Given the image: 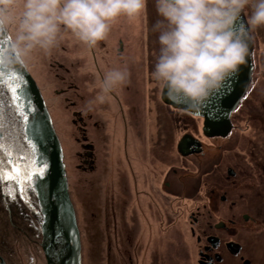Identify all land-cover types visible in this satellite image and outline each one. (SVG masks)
I'll list each match as a JSON object with an SVG mask.
<instances>
[{
    "label": "rangeland",
    "instance_id": "obj_1",
    "mask_svg": "<svg viewBox=\"0 0 264 264\" xmlns=\"http://www.w3.org/2000/svg\"><path fill=\"white\" fill-rule=\"evenodd\" d=\"M243 14L252 40L254 76L246 94L247 101L233 115V132L231 136L223 139L224 141L209 139L205 143L201 133L202 118L163 103L162 89L151 79L159 49L158 34L152 31V26L159 19L155 0H145L143 12L135 19L120 17L113 24L107 38L100 41L96 47L86 48L70 37V34H65L64 39L51 51V54L39 55L29 67L28 71L39 87L64 152L80 219L77 221V226L81 242V264H151L152 260L156 259L160 262L154 261L153 264H198L200 246L195 238L200 233L192 222L194 213L197 219L196 224L207 227V223H210L211 233L222 237L223 240L241 239L239 242L247 252L244 254L249 256L254 264H264V225H260L259 231L262 230V232L259 233V231L256 232L257 228L254 229L252 223L248 222L256 216V213H260V221H264V26L254 28L249 24L250 8H246ZM118 51L121 55H118ZM140 59L142 64L139 62ZM121 61L123 63H120ZM144 64L148 67L146 73H143ZM62 66H66L68 71ZM139 66L142 74H139ZM125 67L129 73L128 82L122 86L124 88L121 90L119 88L117 93L120 99L127 98L129 105L136 106L137 118L141 121L144 131L153 130L154 132L159 129L160 132L163 129L167 132L169 129L174 134V140L181 139L188 131L202 142L206 156L209 157L208 165L212 170L210 177L213 191L212 206L210 203L175 200L169 207L168 202L163 199L165 214L160 223L151 218L147 211L148 217H143L142 197H139L136 203H132V200L116 196L117 192L115 193L112 182L110 183L114 191H110V195L105 194L98 186L101 191H99V197H92L93 175L88 173L86 179L92 182L82 188L81 181L84 175L77 169L76 158L79 148L76 141L77 126L72 123L71 113L78 104L85 106L84 101L95 95V92H89L88 85L93 83L97 76H101L111 68ZM81 69L86 71L82 72ZM64 81L70 84L69 89ZM127 85L130 89L124 94ZM64 87L67 90H63ZM66 98L70 99L66 100ZM71 102L74 103V107H71ZM113 105V99H111L99 107L95 106L90 112L96 109L95 115L100 121L106 122L113 118L110 116L113 113ZM171 108L173 110H170ZM156 117H158V125H155ZM178 117L179 126L176 127L175 122ZM161 122L168 128L161 127ZM130 131L132 136L135 131L131 127ZM135 144L139 145V141ZM118 157L115 153L112 163L115 169L119 167ZM182 161L178 166L181 164L179 168L184 167L186 170L177 169L180 174L179 180L184 181L180 183H184L189 188L187 181L190 185L191 181H197L191 173V171L195 173L196 163ZM137 163L141 167L138 159ZM157 165L163 172L167 169L163 160ZM227 169H232L235 174L228 176ZM105 180L108 182L106 175ZM223 196L226 197V202L221 203L219 198ZM118 198L120 200H117ZM115 202L119 203L120 208L115 206ZM214 203L219 208H216ZM203 205L209 207L210 213L201 211ZM113 207L116 218L108 214L110 210L114 214ZM197 207H200V211ZM197 211L200 214H196ZM91 212L94 213L93 217L97 221L92 219ZM131 214L143 225L138 231L134 249L139 253L136 259L127 253L128 244L125 237L118 235L123 231L120 229V225L124 226L123 218L127 219ZM244 215L249 219L248 221L243 220ZM233 220L236 222L235 225L231 223ZM145 222L152 227L151 231L144 228ZM221 222L228 228L235 227L238 234L235 232L234 236H230L226 231H218L220 229L215 227ZM96 223L97 231H94ZM191 226L196 229L197 235L194 237L191 236ZM243 226L244 228H241ZM34 237L38 239L35 240ZM41 237L42 233L2 246L0 256L4 255L9 264H33V261L34 264H46L43 249L38 246ZM95 240H98V248L91 244ZM147 241L149 243L144 250V244ZM58 243L55 239V249ZM219 252L222 251L219 250ZM51 254L54 256L53 250ZM230 259L231 262L240 264L237 258Z\"/></svg>",
    "mask_w": 264,
    "mask_h": 264
},
{
    "label": "clouds",
    "instance_id": "obj_2",
    "mask_svg": "<svg viewBox=\"0 0 264 264\" xmlns=\"http://www.w3.org/2000/svg\"><path fill=\"white\" fill-rule=\"evenodd\" d=\"M144 8L145 0H0V38L7 39L0 74L25 72L39 55L51 54L65 34L94 48L120 17L135 19ZM155 8L159 19L152 31L159 49L151 79L169 99L187 100L193 109L245 62L248 33L236 28L241 12L250 8L249 24L264 26V0H155ZM128 78L126 67L97 76L88 85L95 95L85 101L86 109L111 101ZM42 242L43 233L40 248Z\"/></svg>",
    "mask_w": 264,
    "mask_h": 264
},
{
    "label": "flooded vegetation",
    "instance_id": "obj_3",
    "mask_svg": "<svg viewBox=\"0 0 264 264\" xmlns=\"http://www.w3.org/2000/svg\"><path fill=\"white\" fill-rule=\"evenodd\" d=\"M146 54L145 51V55ZM118 55H121L119 51ZM139 62H141V59ZM120 63H123V61ZM145 65L146 64H144L143 73H146L148 70V67ZM62 67L68 71L66 66ZM133 72H135L134 69ZM139 74H142L140 66ZM253 74L254 69L251 82L253 81ZM64 83L68 85L67 88L69 89L70 84L65 81ZM64 83L62 85H64ZM65 88L66 87H64L63 90H67ZM129 89L130 86L127 85L124 94L127 93ZM117 91L112 93L114 108L112 109L113 113H111L110 116L113 118L106 120V122L103 120L100 121L95 115L96 109L90 112L83 105L79 106L78 104L76 109L71 113L73 117L72 123L77 126L78 137L76 138V141L79 148L76 152V158L78 160L77 169L82 175H84L83 180L81 181L82 188H85V186L92 182V180L89 181L86 179V175L91 173L93 175L92 197H99L101 191L98 186L101 187V190L104 191L105 194L108 193L107 195H110V191H114L111 187L113 183L115 186V193L117 192L116 196L125 197V199L127 198L129 201L132 200V203H136L137 199L142 197L144 210V212H142L143 217L147 218L149 213L151 218L153 217L156 221H160V223H162V218L165 214L163 210L165 201L168 202L167 205L169 207L175 200L177 202L181 200L185 202L210 203L212 206L213 191L210 185L212 170L211 166L208 165L209 157L206 156L202 142L188 131L178 140H174V134L169 129L167 132L163 131V129L160 130V132L159 129L154 132H152L153 130L151 132L144 131L142 129L141 121L137 118L136 106L129 105L127 98L120 99ZM246 94L237 108L230 115L231 129L227 136H206L203 132L204 120L202 119L201 133L204 136L205 143H207L206 141L209 139H221L224 141L223 139L231 136L233 132V115L244 106L248 99ZM69 99L70 98H66V100ZM99 106L100 105H97L96 107ZM71 107H74L73 102H71ZM77 107H79L78 110ZM170 110L173 109L171 108ZM176 120L177 122L175 123L177 127L179 126V117ZM154 121L155 125H158V117H156ZM160 126L168 128L163 122L160 123ZM130 127L135 131L132 136ZM181 140L183 143H181V153H185L184 155L180 153L179 149ZM136 141H139V145L135 144ZM115 153L118 154V160L120 161L118 169H115V167L112 166ZM135 157L139 160L141 167L138 165ZM146 160L149 161L146 162ZM162 160L167 165V169L164 172L161 171L157 165V163ZM176 160L177 162L175 163ZM181 160L185 163L187 162L191 164L194 161L196 163V171L195 173L191 171V173L197 181H191V185L187 181L189 188L186 187L184 183H180L184 181L179 180L180 174L177 169L186 170L184 167L179 168L181 164L179 166L178 164ZM202 164L204 165L202 166ZM234 174L235 172L232 169H227L228 176H233ZM105 175L108 182L105 180ZM200 197H205V199H200ZM163 199H165V201ZM219 199L221 203L226 202V197L224 196ZM117 200L120 199L118 198ZM115 206L120 208L118 202H115ZM215 207L219 208L216 204ZM197 210L200 211V207H197ZM199 211H197L196 214H200ZM201 211H208V213H210V209L206 205H203ZM113 212L114 214H112V210H110L108 214L110 217L116 218L115 208L113 209ZM91 215L92 219L96 220L93 217V212H91ZM192 215V222L200 233L199 236L195 238L196 243L200 246L198 264H238L236 262H231L230 258H237L240 264H254L249 256H246L247 252L242 243L239 242L241 239L238 241L233 239L223 240L222 237L211 233L212 229L210 223H207V227L201 224H196L197 219L195 218V213ZM259 215L260 213H256V216L250 220L245 215L243 217L244 221L249 220L248 222L252 223L254 229L257 228L256 232L260 230V225H264V221H260L261 217ZM123 219L124 226L120 225V229L123 231L118 233V235L123 236V238L125 237L128 244L127 253L136 259V257L139 256V253L134 249L137 242L138 231L141 230L142 222H138L136 217H133L132 214L127 219ZM231 223L234 225L236 224L235 220L231 221ZM231 223L229 224L231 225ZM145 224L148 223L145 222ZM145 224L144 228H147L148 230L151 228L152 230V227H149V224ZM195 228L191 226V236L193 237L197 235ZM215 228L220 229L218 231H226L230 236H234L236 233L238 234L235 227L228 228L223 222L217 224ZM241 228H244V226ZM94 231H97V223ZM261 232L262 230L259 231V233ZM148 243L149 241L144 244V250H146ZM91 244L93 247L98 248L99 246L98 240L92 241ZM155 246L157 245L155 244ZM219 250L222 252L220 253ZM228 256H230V258ZM154 261L160 262L159 259H156L152 260L151 264H153ZM1 262L3 264H9V261H7L4 255L3 257L0 256V264Z\"/></svg>",
    "mask_w": 264,
    "mask_h": 264
},
{
    "label": "water",
    "instance_id": "obj_4",
    "mask_svg": "<svg viewBox=\"0 0 264 264\" xmlns=\"http://www.w3.org/2000/svg\"><path fill=\"white\" fill-rule=\"evenodd\" d=\"M240 27L246 28L248 33L246 40L248 53L245 62L238 66L236 72L224 79L220 87L202 106L193 109L189 101L179 98L169 99L163 90L161 92V99L166 105L192 116L201 117L204 120L203 132L208 137H225L229 134L230 115L245 96L251 83L254 69L252 40L243 11L236 24L237 29ZM6 48L7 39L0 38V51ZM16 74L22 75L27 81V88L31 93V110L25 108L28 117L26 122L21 121L19 116L15 122H11L10 106L0 102L3 103L2 112L5 123L0 142H3L6 147L10 146L12 152L10 157L0 153V168L11 172L13 161H16L18 156L32 155L28 147L31 144L35 148V167L41 165V157H43V161L48 164V169L42 177L33 175L31 183L28 184L24 180V165L27 162L24 160L20 161L19 180L0 181V247L43 233L42 248L47 264H81V248L76 226V221L80 219L61 143L35 80L28 70ZM229 77H232V88L225 96L214 99V94L221 91L222 85ZM8 95L10 96V93ZM209 102L215 103L214 119H209L208 116ZM182 140L179 145L180 153ZM35 167L29 171L35 172ZM58 231L61 233L57 247L61 249L59 252L55 251L54 247ZM52 250L55 253L54 256L51 254Z\"/></svg>",
    "mask_w": 264,
    "mask_h": 264
},
{
    "label": "snow or ice",
    "instance_id": "obj_5",
    "mask_svg": "<svg viewBox=\"0 0 264 264\" xmlns=\"http://www.w3.org/2000/svg\"><path fill=\"white\" fill-rule=\"evenodd\" d=\"M6 43V41H4ZM232 88V77H229L225 80V83L222 85L221 91L219 93L214 94V99L225 96L228 91ZM10 93V96L8 95ZM0 102L7 103L10 106L9 116L11 117V122H15L17 116L23 122H26L28 117L25 113V108L29 111L31 110V93L27 88V81L24 79L22 75L18 74H10L5 76L0 74ZM27 102V103H25ZM3 103H0V135L3 134L5 130L4 116L2 112ZM215 108L214 102H209L208 108V116L209 119H214L216 113L213 111ZM38 132V129L36 130ZM28 147L32 151V155L29 157H21L18 156L16 161H13V166L11 172L4 171L3 168H0V181L3 180H13L20 179V171L21 164L20 161L26 160V164L24 165L25 169V177L24 180L27 181L28 184L31 183L33 175L43 176L47 169L48 164L46 161H43V157H41L42 163L39 167H35V148L33 145L29 144ZM0 153H2L6 157H10L12 155L11 147L6 145L3 142H0ZM35 167V172L29 171V169ZM43 223V221H41ZM61 233L57 232V240H59ZM55 251L59 252L61 249H56Z\"/></svg>",
    "mask_w": 264,
    "mask_h": 264
},
{
    "label": "bare ground",
    "instance_id": "obj_6",
    "mask_svg": "<svg viewBox=\"0 0 264 264\" xmlns=\"http://www.w3.org/2000/svg\"><path fill=\"white\" fill-rule=\"evenodd\" d=\"M28 70V69H27Z\"/></svg>",
    "mask_w": 264,
    "mask_h": 264
}]
</instances>
